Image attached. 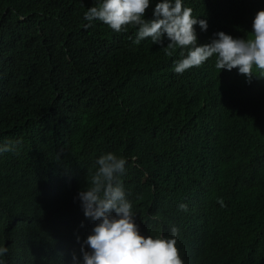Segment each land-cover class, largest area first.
<instances>
[{"label":"trees","instance_id":"16d2710c","mask_svg":"<svg viewBox=\"0 0 264 264\" xmlns=\"http://www.w3.org/2000/svg\"><path fill=\"white\" fill-rule=\"evenodd\" d=\"M99 2L0 0V146L21 141L0 153V259L72 261L87 222H70L68 203L81 205L97 158L112 152L127 160L121 180L139 230L177 227L183 264H264V77L219 70L215 57L177 74L180 49L167 56L166 36L135 44V26L86 21ZM182 3L207 22L194 25L198 45L218 31L248 38L264 9Z\"/></svg>","mask_w":264,"mask_h":264},{"label":"clouds","instance_id":"9594fccd","mask_svg":"<svg viewBox=\"0 0 264 264\" xmlns=\"http://www.w3.org/2000/svg\"><path fill=\"white\" fill-rule=\"evenodd\" d=\"M149 3L150 0H100L97 6L88 8L84 19L103 22L117 33L128 25L135 26V44L150 38L152 43L163 45L166 36L167 56L180 49L182 58L174 67L177 74L215 57V67L219 70L236 68L248 81L253 76L264 77V9L255 13L248 38H234L218 31L209 43L198 45L194 25L206 30V20L194 17L192 8L185 7L182 0H159L153 9V19L146 20L144 15ZM254 67L259 75L253 71ZM20 144V140L9 141L0 146V153L16 152ZM95 163L96 170L78 191L81 205L68 203L69 221L73 222L80 214L87 226L82 237H77L78 255L73 254V260L67 264H183L176 247L177 227L173 226L171 236L167 237L162 232L150 235L149 229L140 231L135 223L132 204L121 180L127 160L108 152L100 155ZM66 203L58 202L57 212L65 210ZM220 203L223 206L222 200ZM178 207L187 211L186 204ZM8 251L7 246H0V257ZM0 264L8 263L0 259Z\"/></svg>","mask_w":264,"mask_h":264}]
</instances>
